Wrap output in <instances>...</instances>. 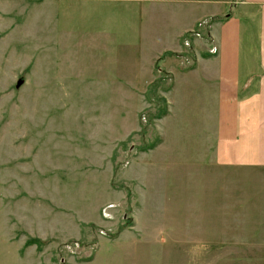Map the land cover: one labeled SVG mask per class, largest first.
<instances>
[{
	"label": "rangeland",
	"instance_id": "1",
	"mask_svg": "<svg viewBox=\"0 0 264 264\" xmlns=\"http://www.w3.org/2000/svg\"><path fill=\"white\" fill-rule=\"evenodd\" d=\"M194 5L0 0V264H264Z\"/></svg>",
	"mask_w": 264,
	"mask_h": 264
},
{
	"label": "crops",
	"instance_id": "2",
	"mask_svg": "<svg viewBox=\"0 0 264 264\" xmlns=\"http://www.w3.org/2000/svg\"><path fill=\"white\" fill-rule=\"evenodd\" d=\"M29 1V0H27ZM40 1V0H32ZM51 3H121L141 17L146 2H195L213 24L207 53L201 58L204 94L214 98L212 163L234 172L248 171L251 209L264 225V0H237L231 14H221L233 0H41ZM137 8V11H135ZM141 8V10H139ZM143 10V11H142ZM63 14L62 18L65 16ZM204 15V16H205ZM61 18V19H62ZM220 18V20H219ZM139 20V19H138ZM204 51V50H203ZM260 179V181H259ZM263 182L260 186L259 183ZM240 195V194H239ZM247 198V197H246Z\"/></svg>",
	"mask_w": 264,
	"mask_h": 264
}]
</instances>
